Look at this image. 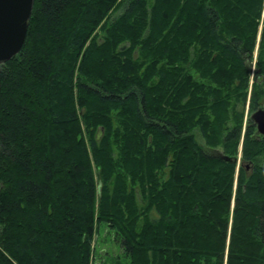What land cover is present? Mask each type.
Returning a JSON list of instances; mask_svg holds the SVG:
<instances>
[{
  "label": "trees",
  "instance_id": "obj_1",
  "mask_svg": "<svg viewBox=\"0 0 264 264\" xmlns=\"http://www.w3.org/2000/svg\"><path fill=\"white\" fill-rule=\"evenodd\" d=\"M146 1L34 0L22 49L0 64V264H93L104 229L118 264H264V136L234 115L216 139L232 159L241 147L239 164L205 152L190 129L213 137L199 117L212 89L183 82L192 63H220L264 110V0ZM136 46L147 61L162 51L146 74ZM213 96L217 118L228 106Z\"/></svg>",
  "mask_w": 264,
  "mask_h": 264
},
{
  "label": "rangeland",
  "instance_id": "obj_2",
  "mask_svg": "<svg viewBox=\"0 0 264 264\" xmlns=\"http://www.w3.org/2000/svg\"><path fill=\"white\" fill-rule=\"evenodd\" d=\"M155 0H148L146 1V8L154 3ZM148 9H150L148 7ZM264 13V10H263ZM99 33V34H98ZM104 38V28L99 29L96 33H95V39L96 41H98L99 39ZM168 46L166 45V47H164V49H170L171 51H175L178 47H176V42L173 43V41L169 38L168 40ZM172 43L174 45H172ZM130 45L129 41H125V43L121 44L119 47V51H121L122 46H125L124 48H128ZM259 40L257 38V43L255 46V50H254V56H253V60L252 62L249 64V69H250V84L253 83L254 79L257 78L256 75V58H257V54L259 52ZM142 46V45H141ZM156 46V45H155ZM153 48V47H152ZM155 48V47H154ZM182 47H180L179 49H181ZM193 49V47H192ZM189 49V54H188V58L189 61H187L186 63H191L195 58L193 57L192 54V58H191V53L193 50ZM161 50L156 49L155 51V58H149L148 61L144 60L143 56L145 57V52L142 51L141 47L136 46L131 50V56L132 61L137 60L138 64L142 63L144 60V65L141 67V69L137 70V74L142 75L143 73L146 74L147 70H146V66L149 65L150 63H152L153 61H155L157 59V56H159L158 53H160ZM183 51V50H182ZM162 52V51H161ZM164 53V52H163ZM167 55H163L164 59H161L160 62L157 64L156 68V72H158V69L160 68V66H162V64L165 62V58ZM143 59V60H142ZM147 61V62H146ZM218 65L215 66L214 69H212V71H210L209 67H200L198 68L199 65H195L192 63L193 66H188V71H187V64H184V67L187 71V76H185V78L183 79V82H187L189 80H191L190 83L195 84L197 86H199V88H204L203 90L209 91L208 89L211 88L212 92L210 93L211 95H209L207 98H205L209 104H202L199 106L200 108V116L202 118V120L206 121L207 119L210 121H213V126L211 125V127L209 126L207 131L206 136L208 135V137H212L209 139H205L203 138L200 134L201 130L199 129L200 127L195 125L193 126L190 130L191 132L194 133L196 140L198 141V143L200 144V146H202V149L212 155H218L221 156L225 159L228 160H234L239 164L240 161V155L239 153L241 152V147H239V151H238V156L236 158H229L228 156H225L223 151L224 149L222 148L221 145L218 144L216 137L218 136V131L217 129H219V127H221L222 125L225 126V128L231 127L234 125V115H241L242 116V125L243 128L246 126L247 121L250 119L251 114L256 111L250 108V99H249V95L247 96V99L243 102L242 99H239L234 93V91H232V88L234 86V82L232 83V85H228L229 82L223 80V77H221V79L219 78V70H220V63H217ZM144 74V75H145ZM155 77V76H154ZM122 78V77H120ZM231 84V83H230ZM237 84V83H235ZM196 88V87H195ZM195 92V91H194ZM219 95L220 98L222 100H224L225 103V107L228 106V110L226 111V113L224 112V110L220 109L219 110V115L218 117H214L213 116V110H212V103H211V99L215 96L213 95ZM191 95V94H190ZM190 95H187L186 98L184 99V102H186L189 98ZM200 95V93L197 94V96ZM76 97V95H75ZM76 100V98H74ZM78 106V105H77ZM109 107H111L110 109V113L112 115H115L116 112L118 110H120V108L118 106H115L113 104H111ZM99 107H97L96 109H98ZM78 111L82 112L84 111V109L80 106H78ZM83 113V112H82ZM93 115V114H92ZM225 115L226 120H225ZM224 116V117H223ZM198 119V118H196ZM202 121V122H203ZM217 121V122H216ZM223 121V122H222ZM201 122V125H202ZM91 123L89 120H87L86 118L81 120V125H82V130H84V135L86 137H88V134L86 132L91 131L92 127H91ZM204 124V123H203ZM96 130V135H98L99 133L102 132V127H94ZM97 128V129H96ZM214 129V130H213ZM200 132V133H199ZM213 132V133H212ZM212 140V141H211ZM211 143L212 145H209L207 143ZM242 142V139L240 140V143ZM167 173V169L162 170V172L160 173L163 179L166 177ZM136 201L138 204V208L141 209L142 207V203H141V198L139 196V194H137L136 192ZM101 235L96 237V241H95V252H94V263L93 264H118L119 262L122 263V254L120 249H118V246L116 245V242L113 241V235L110 234L108 232L107 229H104L101 231Z\"/></svg>",
  "mask_w": 264,
  "mask_h": 264
},
{
  "label": "water",
  "instance_id": "obj_3",
  "mask_svg": "<svg viewBox=\"0 0 264 264\" xmlns=\"http://www.w3.org/2000/svg\"><path fill=\"white\" fill-rule=\"evenodd\" d=\"M34 0H0V64L16 56L25 42ZM250 119L264 136V110L254 111Z\"/></svg>",
  "mask_w": 264,
  "mask_h": 264
},
{
  "label": "bare ground",
  "instance_id": "obj_4",
  "mask_svg": "<svg viewBox=\"0 0 264 264\" xmlns=\"http://www.w3.org/2000/svg\"><path fill=\"white\" fill-rule=\"evenodd\" d=\"M99 34V33H98ZM95 35V34H94ZM102 137V136H101ZM130 191V190H129ZM127 259V258H126Z\"/></svg>",
  "mask_w": 264,
  "mask_h": 264
}]
</instances>
